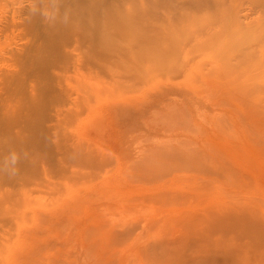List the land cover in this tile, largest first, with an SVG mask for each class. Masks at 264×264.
<instances>
[{"label":"rangeland","instance_id":"obj_1","mask_svg":"<svg viewBox=\"0 0 264 264\" xmlns=\"http://www.w3.org/2000/svg\"><path fill=\"white\" fill-rule=\"evenodd\" d=\"M55 1L0 0V70L24 77L26 61L40 76L26 45L65 20ZM112 1L128 15L97 56L66 49L49 69L78 106L61 140L35 170L0 175V264H264V0H224L195 21L187 9L182 36L170 31L175 0ZM221 14L232 26L220 37ZM203 18L211 34L183 45Z\"/></svg>","mask_w":264,"mask_h":264},{"label":"bare ground","instance_id":"obj_2","mask_svg":"<svg viewBox=\"0 0 264 264\" xmlns=\"http://www.w3.org/2000/svg\"><path fill=\"white\" fill-rule=\"evenodd\" d=\"M59 1L62 3L60 4L62 6H59L60 7L59 9H62L63 10L62 12L66 11V15L63 16L65 17V20L64 21L58 20L57 18L59 17L57 15V17H54L56 18L55 20L53 19L51 20L48 28H44L45 25L42 26L44 28V30L42 31L43 34L40 33L41 36L39 38V43L36 46L32 45L34 46V48L33 47L31 48V46H28L29 43L28 45H26L28 48L33 49V50L27 51V53L32 52L31 54L28 55V57H33V60L31 61V66L34 67L39 72L40 76L38 75L29 76V74L24 73L25 69L28 68L27 65L25 64L26 61H23V62L21 61V63H23L21 73L24 74V77H20L21 75L17 76L16 74H18V72L16 74L13 73L9 65H7L8 67L7 71L3 72L2 70H0V175L1 174L9 175V173L13 172V171H9V167H12V166L7 160L4 159V157L11 150H14L19 156V159L15 165L16 167H19L21 169L23 168L34 169L36 167V158H39L38 155L43 157L41 154H39V151L45 148L46 150H48L49 148L51 149V147L53 148V146L50 147V144H49L51 136H54L55 138L57 136L58 140L61 138L59 137L58 130L59 128L61 130L62 125H65L63 121L64 117L61 118L62 114L66 113L67 115L70 116L73 114L74 111H76L78 107L77 104L74 103L75 99L72 102L70 101L71 105L72 103L74 104L73 106H70L69 100H70V97L74 95V92L72 90H68L65 87V81L62 79V76L59 75V77H56L55 74H49L48 73L49 69L51 67L56 66L57 65L56 63L60 62L61 60L62 61L64 60L66 64L69 62L70 56L66 54L68 49L71 51H76V50L78 51V49H80L81 46L83 47L88 46V50H89L90 49L89 46H90L91 47L90 50L95 51V47L100 46L101 45L100 43L102 42L101 40L103 38L105 39L104 36L108 35L109 38H111L112 36L111 32L114 33L113 31L116 29V26H117L116 20L117 19L121 20L123 16L127 17L128 15L127 12L124 13V9L120 8V6L118 8L117 7L115 8L114 6L119 3H117L116 1H112V0H59ZM215 1L216 0H175L174 3L176 4L168 7V11L170 12L168 13V15L170 19L174 18V20H178V23L177 24L174 23V28L171 26L172 29L170 27V31L172 30L173 32L176 29L174 31V36L177 34V32H179L181 36L183 35L184 30L186 28L182 29L183 32L178 31V25H179V20H184L188 18L189 16L187 14L188 10H191L190 12H192V14L190 15V20L192 21H195V17H196L195 14L198 15L205 10H209L210 6L212 8H215L214 14L217 15L218 13L217 8H220L224 0H217L219 2L214 5ZM229 1L233 2L234 0H229ZM47 2L44 1L43 4L44 3L46 4ZM57 3L59 2H56V4ZM179 3L181 6L178 5L179 8L175 10V7H177L176 5ZM183 7H186V8H183ZM37 14H34V16ZM221 15L224 16L223 17L224 18L223 28H220V29L218 28V31H217V35H219L220 37H221V33L222 34L229 33L231 31V26H232L228 24L229 19L227 20L228 18L227 15H224V14H221ZM208 16H212V14L208 13ZM39 17L40 16H38V19ZM60 17H62V14ZM111 18H116V19L112 20ZM208 18L207 20L203 18L202 20L203 23L196 30H194V27H193L192 28L193 30L192 29L190 30L189 36L197 35L195 38H199V37L203 38V36L210 35L211 32L207 30L210 29L209 26L214 21H211V20L208 21ZM229 18L231 21H234L233 14H230ZM158 20L162 22V19L160 20L159 17H158ZM36 23L37 22H35V24ZM40 23L42 24L41 21ZM227 26H229V30L226 31ZM51 27H54L56 30L54 29V30L49 31ZM40 28L41 27H38V30ZM121 30H122V27H121ZM168 35L170 34H167L168 40L175 44V48L173 49L174 50L177 49L179 50V52L183 49L184 44L189 45V42L191 39V36L190 37L187 36L182 41L183 45L181 47V45L178 44V42H181V39L179 37L174 42L173 37L171 38ZM211 37L206 38L205 46H208L212 42V39L214 41V38L213 37L211 38ZM161 39L162 38L160 35L159 41H161ZM22 40H25V39H22ZM105 41H108V39H105ZM147 41L150 42L151 40L148 39ZM108 42L107 44H109ZM73 43L75 45H73ZM64 45H69L71 48H67V46H64ZM26 46L24 47L26 48ZM99 49H96V50L99 51ZM109 50H106V52L107 51L109 52ZM100 51L98 53H100ZM191 51L189 53H191ZM88 52L91 53L90 51ZM96 53L97 51H95V55ZM106 54H105V57H106ZM26 56L27 55L24 52L23 57H26ZM85 57L82 56V58H85ZM79 58L81 57L77 55V60H79ZM4 61L6 62V60ZM81 62H84L86 64L87 61H84L83 59L81 60ZM89 63H91V61ZM89 63L88 65L86 64L87 68H91L92 66L96 67L94 63H92L91 65ZM66 64H63V65H66ZM57 67H60V66H57ZM69 68L70 67L63 66V70H69ZM190 68L191 66H188L187 70ZM13 69H14V66H13ZM76 69L77 67H75L74 69L75 72H76ZM59 70L60 69H58V71ZM184 73L185 74H183L184 75L183 78L190 76V73L188 71H185ZM56 79L59 84V87L62 86V89L59 88L57 90L56 89L57 87L54 86L53 81H55ZM13 85H15L14 88L12 87ZM48 97H51V98L54 97L55 99L53 101L54 103L48 102L47 100ZM56 103L58 104L56 105ZM48 107L55 108L54 110H56V112H55L54 118L52 117L50 118V116L46 113V110ZM65 121H68V120L66 119ZM62 128L64 129V127ZM52 130H55L54 134L52 133L53 132ZM62 142L64 143V141H61V142H57V144H62ZM48 156L50 157V155ZM43 159L41 158V160ZM15 171H16V168H15ZM8 185L9 187H15L14 183H9Z\"/></svg>","mask_w":264,"mask_h":264},{"label":"clouds","instance_id":"obj_3","mask_svg":"<svg viewBox=\"0 0 264 264\" xmlns=\"http://www.w3.org/2000/svg\"><path fill=\"white\" fill-rule=\"evenodd\" d=\"M5 160H7L10 165L12 167H9V171H15V168L14 166L16 165L18 159H19V156L18 154L14 151V150H11L9 151V153L4 157Z\"/></svg>","mask_w":264,"mask_h":264}]
</instances>
